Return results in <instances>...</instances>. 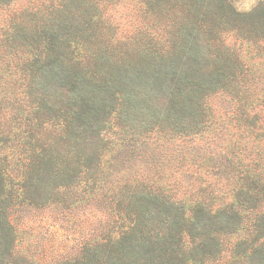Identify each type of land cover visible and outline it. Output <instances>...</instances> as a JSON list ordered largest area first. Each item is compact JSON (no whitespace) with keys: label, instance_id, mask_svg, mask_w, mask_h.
<instances>
[{"label":"trees","instance_id":"1","mask_svg":"<svg viewBox=\"0 0 264 264\" xmlns=\"http://www.w3.org/2000/svg\"><path fill=\"white\" fill-rule=\"evenodd\" d=\"M120 1L33 0L0 32V264H33L12 209L87 200L109 221L59 264H264V2L138 0L119 36Z\"/></svg>","mask_w":264,"mask_h":264},{"label":"rangeland","instance_id":"2","mask_svg":"<svg viewBox=\"0 0 264 264\" xmlns=\"http://www.w3.org/2000/svg\"><path fill=\"white\" fill-rule=\"evenodd\" d=\"M31 1L33 0H16L7 6H0V32H4L11 19L27 9ZM233 2L240 12L247 13L264 0H233ZM136 8H138V0H121L116 5L102 6L101 13L104 14L106 21L119 29V36L132 35L134 33L132 28L138 24ZM227 42H233V38L229 36ZM243 58L254 73H261L260 65L263 63L257 59L259 57L255 53H244ZM209 105L214 112L227 109V105L219 97L211 100ZM211 144L216 142L212 141ZM136 168L137 166H134L132 170L136 171ZM123 176L129 179L131 172L123 173ZM176 177L181 178L178 174ZM173 187L176 190H183L185 187L196 189L198 186H186L183 182H178V186ZM216 187L223 188V186H211V190ZM10 217L18 235L16 253L19 257L26 258L33 264H59L76 258L85 245L99 237L104 232L110 216L105 205L87 200L74 206L23 205L12 209Z\"/></svg>","mask_w":264,"mask_h":264}]
</instances>
